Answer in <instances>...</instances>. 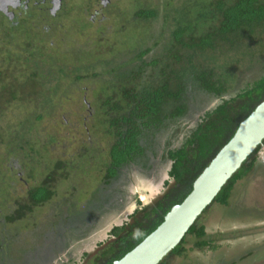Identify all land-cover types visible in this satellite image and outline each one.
Wrapping results in <instances>:
<instances>
[{
    "label": "trees",
    "instance_id": "1",
    "mask_svg": "<svg viewBox=\"0 0 264 264\" xmlns=\"http://www.w3.org/2000/svg\"><path fill=\"white\" fill-rule=\"evenodd\" d=\"M63 4L68 8L80 7L85 10L88 6L83 0H65ZM174 10L176 16L170 18L169 36L159 54L151 55V47L141 50L133 48L136 28L131 26L130 30L135 32H130L126 37V43H131L132 47L129 59L121 60L110 48L107 50L108 56L105 52H98V49L94 52V48L90 49L94 55L82 50L84 54L74 56L78 63L73 64V60L70 71L65 62L68 55L57 52L54 57L45 46H41L42 41L51 35L53 27L52 23L46 26V21L42 31L46 38H35L34 33H27L25 44L30 43L29 47L23 48L24 53L18 56L23 63L19 61L15 64L12 73L8 66L0 63V119L4 110L11 108L16 101L33 104L39 113L34 118L39 121L43 120L42 112L47 107L49 110L55 109L56 104L60 105L59 99L67 98L70 93L85 90L91 93L94 101H97L96 104L92 103L96 105L92 113V127L95 132L111 140L104 164L105 178L115 177L119 168L136 162L143 163L142 159H146V153L153 146L150 145L151 140L160 132L167 131L171 138L176 135L178 132L174 131L186 119L195 103L193 100L197 103L209 98L214 102L211 109L197 116L196 125L181 135L178 146L171 147L170 143L166 147L163 158H167L171 164L167 173L169 180L164 182L163 193L146 206L134 210L127 224L113 226L109 232V241L99 243V249L83 264H112L150 234L163 221L169 209L181 203L189 194L197 176L233 136L239 123L264 99V73L246 82L232 97L228 95L232 85L238 88L236 85L244 77L243 73L239 76V69L245 67L252 72L255 64L264 58V0H195L184 12L182 9ZM168 14L164 12V15ZM42 16L44 20L46 13ZM133 17L144 22L150 21L157 17V11L143 6L134 11ZM84 19H76V30H100L98 26L101 21L95 23ZM0 20H4L6 28L0 34L2 47L17 45V48L18 43L11 42V34L21 28L22 24L9 26L1 15ZM93 42L96 43V40ZM153 45L157 47L158 43ZM87 56H93L94 64L83 62ZM98 67H105V71H97ZM69 71L74 75L73 79H70ZM85 77L97 85L87 90L90 87L83 84L84 89L81 90L80 82L85 81ZM25 116L26 122L31 121L32 113ZM23 125L21 123L11 130L6 129L7 146L15 147L18 143L17 149L12 152L25 149L24 145L30 150L44 147L46 142L32 145L31 139L34 138H29L23 132ZM263 148L264 140L224 184L180 243L158 264H169L172 259L186 255L193 247H210L201 220L217 207L230 206L235 185L247 183L253 178L256 168L260 167L259 151ZM34 153L45 160L44 154L41 156V149ZM85 153L86 146L83 145L77 155L80 157ZM56 162L49 168L41 184L30 189L26 197L14 201L5 216L7 222L21 221L35 208L51 200L54 195L53 183L64 180L66 173L62 171L64 163ZM241 194L244 195V191ZM190 242L193 244L188 247ZM53 245L49 246V250Z\"/></svg>",
    "mask_w": 264,
    "mask_h": 264
},
{
    "label": "rangeland",
    "instance_id": "2",
    "mask_svg": "<svg viewBox=\"0 0 264 264\" xmlns=\"http://www.w3.org/2000/svg\"><path fill=\"white\" fill-rule=\"evenodd\" d=\"M194 2L195 0H116L112 4L114 11H102L105 19L98 26L99 31L92 28L76 30V19H80L83 14L76 11L50 22L48 14L44 20L43 16L40 18L35 15L29 18L26 24L32 27L35 38H46L41 32L44 22L48 21L46 26L53 24L51 35L42 41L41 46H45L53 56L57 52L68 55L65 62L71 71L73 67L70 65L75 59L74 56L84 54L82 50L94 55L90 50L94 48V52L98 49V52H105L108 56L107 50L110 48L121 60L129 59L132 47L131 43H126V37L130 32H135L130 30L131 26L136 28V42L133 43V48L141 50L151 47V55L159 54L169 36L170 18L175 15L174 9H182L184 12V9H188ZM143 6L156 10L157 17L145 22L136 20L133 17L134 11ZM164 12L169 14L164 15ZM3 23L4 20H0V34L6 30ZM26 27L22 25L11 34V42L18 43L17 48V45L2 47L0 43V63L8 66L10 73L13 72L15 64L19 61L23 63L19 57L24 53L23 48L29 47L30 43L25 44L28 38ZM95 40L97 44L93 42ZM155 42L158 43L157 47L153 45ZM74 62L73 64L78 63L75 60ZM83 62L92 65L95 60L93 56H87ZM263 68L264 58H261L252 72L245 67L239 69L238 74L241 76L243 73L244 79L236 85L238 88L232 85V91L228 95L232 97L246 82L261 76L264 73ZM98 70L103 72L105 67H98ZM70 71L69 77L73 79L74 75ZM101 77L105 78L104 75ZM84 80L80 82L81 90L84 89L83 84L90 87L87 90L97 85L89 78ZM59 100L60 105L56 104L55 109L49 110L47 107L42 112L43 120H35L34 116L39 113L33 104H21L17 101L11 108L4 110L0 119V132L4 137L0 139V155L3 154L0 157V264H83L99 249V243L109 241L113 224L128 222L129 215L132 216L134 210L146 206L163 193V183L169 180L167 173L171 163L168 160L165 162L162 153L158 157L161 162L157 163L154 175L136 179L131 173H123L124 176L130 175V180H134L129 189H111L112 186L119 185V180L115 181V185L114 181L106 186L102 185L104 164L111 140L104 134L95 132L92 127V113L96 107L92 103L96 104L97 101H94L91 93L86 90L72 92L67 98ZM210 100L204 98L197 103L193 100L195 103L186 119L177 131H174L178 132L175 137H168L167 131L160 132L151 140L150 145H154L151 149L164 144V150L170 143L171 147L178 146L181 135L196 125L197 114L213 104ZM31 113V121L26 122L25 115ZM21 123H24L23 132L30 136L29 138H34L31 139L32 145L46 142L45 146L30 150L24 145L25 149L12 152L17 149L18 143L15 147L7 146V130ZM83 145L86 146V153L79 157L77 153ZM40 149L41 156L44 154V161L34 153ZM263 152L264 148L259 151V155ZM260 157L264 159L262 155ZM56 161L64 163L62 171L66 173L64 180L53 183L54 195L51 200L44 206L35 208L25 219L7 222L5 216L14 201L26 197L30 189L41 184L45 174ZM163 161L165 163L162 165ZM141 162L143 163L136 162L134 165L143 169L147 164L146 159ZM33 168H36L35 171ZM259 169L261 168L257 169L256 174H252L253 178L247 183L235 185L230 206L217 207L201 220L210 247H193L186 255L172 259L169 264H264V171L262 169V173ZM144 170L150 173L149 167ZM108 189H111V195L104 192ZM242 191L244 195L241 194ZM138 202H142L140 206ZM120 207L123 209L113 212ZM52 244L54 245L50 251L49 246ZM192 244L190 242L188 247Z\"/></svg>",
    "mask_w": 264,
    "mask_h": 264
},
{
    "label": "water",
    "instance_id": "3",
    "mask_svg": "<svg viewBox=\"0 0 264 264\" xmlns=\"http://www.w3.org/2000/svg\"><path fill=\"white\" fill-rule=\"evenodd\" d=\"M263 140L264 99L239 123L233 136L194 180L182 202L172 206L150 234L112 264H158L180 243L190 226Z\"/></svg>",
    "mask_w": 264,
    "mask_h": 264
},
{
    "label": "flooded vegetation",
    "instance_id": "4",
    "mask_svg": "<svg viewBox=\"0 0 264 264\" xmlns=\"http://www.w3.org/2000/svg\"><path fill=\"white\" fill-rule=\"evenodd\" d=\"M64 1L65 0H0V15L3 18H5V20L7 21V24L9 26H17L18 23L25 25L26 21L30 20L29 18L35 17V15H38L37 17L41 18L42 14L44 12L49 15L48 19L53 20V19H56L60 16L64 17V16L76 11L79 13H83L80 17V20H82V18L83 19L85 18V19H88L89 21H92V22H98V21H102L105 19L104 12H102V11H105V10L108 11L109 9L114 11V9H112V6H113L112 4L116 0H83V1L88 3L86 10L83 8H80V7L68 8L66 5L63 4ZM90 3H92L91 8L89 6ZM68 11H70V12L67 13ZM98 16H99V18H98ZM31 28L32 27L27 26L26 27V30H27L26 33H28V32L34 33ZM41 29H42V31L44 30L43 27H41ZM213 106H214V102L210 107L202 109L201 113L197 114V116L199 117L204 111L211 109ZM153 147H154V145H153ZM163 148H164V144L160 145L159 147L155 146L154 149H151V151H148L146 153V162L145 163H147V164L145 167L146 168L149 167L150 173H149V171L144 170V169H146L145 167H143V169H141L140 167L131 164V165L126 166L124 168H119L116 171V173H117L116 176L112 177V178H105L104 175L106 174V172L104 171V175L102 178L103 179L102 185L106 186V185L112 183L113 181H114L113 185H115L116 182L119 180V185L116 184L115 186H112L111 189H116L117 187L120 190H123L126 188L129 189V187L133 184L132 182H134V180H130L131 179V178H129L130 175L124 176L123 173H125V174L131 173V174L135 175L136 179L142 178L143 176L147 177L149 175L150 176L154 175V170H155V167H157V163L161 162V160L158 157L162 153L165 154V152H164L165 149L163 150ZM263 157H264V154H263ZM154 158H155V160H153ZM164 160L166 162L167 158ZM165 162L163 161L162 165ZM168 162H169V160H168ZM163 185H164V183H163ZM111 189L110 190L108 189L107 191H104V192L107 193V195H109V194L111 195L112 194ZM110 191H111V193H110ZM123 206L125 207V205H123ZM122 207L115 209L113 212H115V211L119 212L118 210L121 209ZM121 210H120V212H121ZM129 216H131V214ZM128 222H123L119 225L113 224V226H122L123 224H127ZM59 234H60V230H59ZM79 237H80V235H79Z\"/></svg>",
    "mask_w": 264,
    "mask_h": 264
},
{
    "label": "clouds",
    "instance_id": "5",
    "mask_svg": "<svg viewBox=\"0 0 264 264\" xmlns=\"http://www.w3.org/2000/svg\"><path fill=\"white\" fill-rule=\"evenodd\" d=\"M263 154H264V153H263ZM263 154H261V155L263 156ZM261 155H260V156H261ZM258 162H259V164H260L259 166H260V168H261V169H259V170L263 173L264 168H262V165L264 164V159H261V157H260L259 160H258ZM258 168H259V167H258ZM258 168H256V171H257ZM262 169H263V171H262ZM256 171L253 172V173L256 174ZM257 174H258V173H257ZM255 177H256V176H255ZM139 201H140V200H139ZM139 204L141 205V203H139ZM140 207H141V206H140Z\"/></svg>",
    "mask_w": 264,
    "mask_h": 264
},
{
    "label": "bare ground",
    "instance_id": "6",
    "mask_svg": "<svg viewBox=\"0 0 264 264\" xmlns=\"http://www.w3.org/2000/svg\"><path fill=\"white\" fill-rule=\"evenodd\" d=\"M144 190V189H143ZM142 196V195H141ZM143 199H144V197H143Z\"/></svg>",
    "mask_w": 264,
    "mask_h": 264
}]
</instances>
